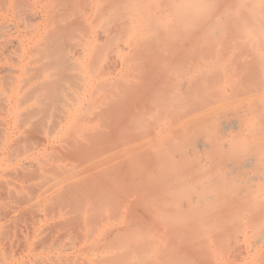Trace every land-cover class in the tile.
I'll use <instances>...</instances> for the list:
<instances>
[{
    "label": "rangeland",
    "instance_id": "374dc122",
    "mask_svg": "<svg viewBox=\"0 0 264 264\" xmlns=\"http://www.w3.org/2000/svg\"><path fill=\"white\" fill-rule=\"evenodd\" d=\"M0 264H264V0H0Z\"/></svg>",
    "mask_w": 264,
    "mask_h": 264
},
{
    "label": "bare ground",
    "instance_id": "6f19581e",
    "mask_svg": "<svg viewBox=\"0 0 264 264\" xmlns=\"http://www.w3.org/2000/svg\"><path fill=\"white\" fill-rule=\"evenodd\" d=\"M233 123V122H232ZM233 124H235V122L233 123ZM224 125H229V124H223V126ZM230 127H233V126H230ZM196 145L197 146H201V145H205V143H203L202 141L201 142H197L196 143ZM254 160V157L253 156H249V158L248 159H246V160H244L242 163H240V167L242 168V167H245L246 165H249V164H251V162Z\"/></svg>",
    "mask_w": 264,
    "mask_h": 264
}]
</instances>
